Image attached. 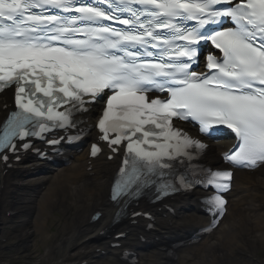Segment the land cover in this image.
<instances>
[{
    "label": "snow or ice",
    "instance_id": "6c2138e0",
    "mask_svg": "<svg viewBox=\"0 0 264 264\" xmlns=\"http://www.w3.org/2000/svg\"><path fill=\"white\" fill-rule=\"evenodd\" d=\"M105 3L0 0V89L14 84L20 109L0 136V151L15 155L14 138L22 142L52 130L75 129L77 134L67 142L78 141L84 128L74 116L89 112L85 105L107 96L97 124L100 139L110 146L126 140L128 156L146 161L149 170L168 167L161 164L163 157L193 145L204 147L173 130V117L198 122L200 133L209 138L225 125L238 143L224 159L240 167L264 166V0H107L104 7ZM122 13L127 18L121 19ZM225 19L234 27L213 29L222 27ZM191 21L195 23H186ZM207 41L222 56L218 60L209 54L207 68L214 71L197 74L191 67L198 63L200 43ZM148 91L167 96L149 100ZM61 106L67 107L58 111ZM109 132L115 137L110 139ZM160 138L165 142L157 143ZM64 142L54 139L49 146L55 149ZM98 151L94 144L91 154ZM3 161L8 163L7 155ZM231 176L227 170L215 171L206 187L223 193ZM182 183L185 190L196 186L183 178ZM127 187L125 182L118 191ZM210 207L222 215V195L211 197ZM122 238L118 234L115 240Z\"/></svg>",
    "mask_w": 264,
    "mask_h": 264
},
{
    "label": "bare ground",
    "instance_id": "6f19581e",
    "mask_svg": "<svg viewBox=\"0 0 264 264\" xmlns=\"http://www.w3.org/2000/svg\"><path fill=\"white\" fill-rule=\"evenodd\" d=\"M3 115L0 108V119ZM227 146L225 140L211 143L214 159L210 163H220V151ZM70 153L74 163L46 174L47 178H36L46 167L29 170L33 163L9 170L5 175L0 171V261L9 258L8 264H122L115 253L131 248L139 264H264V166L258 165L250 172L235 171V185L229 193V215L223 217L213 242L204 240L197 247L181 250L176 258H168L163 252L138 254L143 252L137 249L140 243L132 239L138 227L126 235L129 244L124 243L118 250L109 248L113 240L102 238L97 231L110 219L107 194L116 159L107 162L98 158L91 163V170L86 171L87 148ZM203 195L204 192L194 191L175 200V206L180 207L176 214L181 215L184 224L169 226L158 220L156 232L141 233L147 238H159L151 242L152 246H163L166 242L163 234L168 240L173 232L183 234L200 225V219L190 212H199L198 199ZM97 209L105 215L100 223H90L89 218ZM7 210H13L14 216L3 214ZM33 210L36 214L32 218ZM57 210L60 220L55 216L53 229L46 224L47 215ZM256 244L263 248V258L255 259ZM98 248L105 254L97 252ZM109 257L111 260L107 261Z\"/></svg>",
    "mask_w": 264,
    "mask_h": 264
},
{
    "label": "rangeland",
    "instance_id": "374dc122",
    "mask_svg": "<svg viewBox=\"0 0 264 264\" xmlns=\"http://www.w3.org/2000/svg\"><path fill=\"white\" fill-rule=\"evenodd\" d=\"M54 222V219L51 221V223ZM213 240V239H212Z\"/></svg>",
    "mask_w": 264,
    "mask_h": 264
}]
</instances>
